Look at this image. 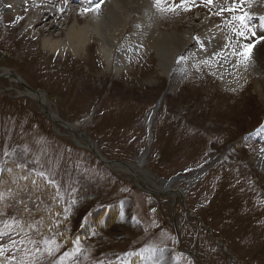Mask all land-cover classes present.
<instances>
[{"label":"rangeland","instance_id":"obj_1","mask_svg":"<svg viewBox=\"0 0 264 264\" xmlns=\"http://www.w3.org/2000/svg\"><path fill=\"white\" fill-rule=\"evenodd\" d=\"M147 2L164 31L176 22L186 32L207 19L237 43L227 26L231 14L217 15L233 0L211 6L195 0L188 11ZM73 3L81 20L93 12ZM174 4L180 0H164L168 8ZM263 4L243 7L256 17ZM61 13L60 19L43 13L42 21L21 28H9L0 13V261L264 264V170L256 159L264 148L257 135L264 98L256 79L234 90L208 64L192 63L189 71L183 64L171 85L153 51L116 46L107 66L96 46L90 64L70 51L42 49L44 40H65L70 13ZM262 20L250 21L258 36ZM132 34L113 29L109 36L124 43ZM258 53L252 60L264 67ZM6 69L21 81L2 76ZM30 91L44 95L45 110ZM48 111L77 124L102 156L130 167L147 188L103 163L85 137L55 123ZM203 168L201 177L185 181ZM166 184L185 195L158 191ZM46 239L59 245L51 255Z\"/></svg>","mask_w":264,"mask_h":264},{"label":"bare ground","instance_id":"obj_2","mask_svg":"<svg viewBox=\"0 0 264 264\" xmlns=\"http://www.w3.org/2000/svg\"><path fill=\"white\" fill-rule=\"evenodd\" d=\"M73 2H81L83 8L89 7L93 12L88 15L89 17L86 20H81L83 17L77 15V12L72 9L75 6ZM96 2L97 0H73L71 2L70 0H0V13L4 16L5 24L9 28L14 23L21 28L24 25L28 26L34 22L42 21L44 19L43 13H54L60 19L63 15L61 8H63L70 13V21L67 28L68 31L65 34V40H44L41 46L42 49L63 54H67L70 51L73 53L75 60L79 62L84 60L87 64H90L92 62L91 55L93 54V46H96L98 55H100L102 61L107 66L111 64V56L116 46H121L123 50L130 48L129 50L131 51L140 52L142 49L147 52L153 51L155 56L160 58V65L163 68V72L170 78L171 85L175 84L176 77H178V70L183 67V64L188 67L189 71L190 67L193 66L192 63H198L199 67L202 68L203 62L209 61L207 64L211 67V71H216L222 77L224 85L234 90H238L242 85H245L249 79L255 78V83L260 91L259 93L264 98V89L262 90L264 86V67L252 59L247 67L238 63L237 57L231 54V48H225L228 37H232L233 44H236V41L223 26L219 25V22H211L206 19L199 25H190V29L186 32H182L179 27L182 25L175 22L172 28L168 27L164 31L160 28L159 19L154 11L151 10L147 0H103L99 9H95ZM253 13L264 16V4L262 8L257 9ZM254 16L252 15V17ZM113 29L119 30V35L122 34V36L127 31H132L133 40L131 39L130 42L125 41L122 43L116 37H110L109 35ZM261 31L262 35H264V21L261 25ZM103 33H105V37L101 36ZM188 36L189 38H187ZM92 39H94V42H91ZM194 43L199 46L193 47ZM253 52H257L264 62V44L256 45ZM217 53L226 55L228 57V63H225L222 56H218ZM180 56L186 57V60H188L186 61L187 63H184L179 58ZM125 58V56H120L119 60L124 62L126 61ZM107 68L110 69L109 67ZM1 75L11 78V80L16 82L21 81L9 69L4 70ZM258 77L260 78L257 79ZM29 94L38 98L42 109L45 110L46 98L44 95L39 92H31ZM47 115L55 123L67 127L71 132H79L77 124L71 125L61 121L56 114H51L49 111ZM153 116L154 113L151 115L150 121L153 119ZM262 129V132L257 133V135L259 137L262 135L264 142V128ZM79 134L85 137L88 145L90 146L91 144L95 149V141L87 133L80 131ZM98 152L99 158L103 163L120 167L126 172L131 173L135 177V182L140 187L143 186L139 183L140 179L138 175L130 167L118 161H110L97 150ZM256 159L258 166L264 170V148L261 156ZM203 170L204 168L196 172L192 177H187L185 181L192 182L196 178L201 177L204 173L202 172ZM171 187V185L166 184L165 187H160L158 191L172 194L175 198L185 195V189H173ZM142 188L147 187L143 186ZM148 189L151 191L154 190L151 187Z\"/></svg>","mask_w":264,"mask_h":264},{"label":"snow or ice","instance_id":"obj_3","mask_svg":"<svg viewBox=\"0 0 264 264\" xmlns=\"http://www.w3.org/2000/svg\"><path fill=\"white\" fill-rule=\"evenodd\" d=\"M103 0H97L95 4V9H99ZM245 0H233V6L225 9L223 7L220 8L217 15L222 14L224 11H228L231 14V19L227 21V26L231 28L234 36L237 38V43H232V37H228V42L225 45V48H231L232 55L237 57V61L240 64H243L247 67L252 59L253 49L258 44H264V35H257V33L250 26V21L252 19V14L248 11H240L239 15H236V12L242 9ZM214 4V0H205V6H211ZM164 5V0H155V6L161 10L167 11H175L179 7H183L184 10L188 11L191 7L195 6V0H180L179 5H173L171 8H168ZM92 9H86L85 11H89ZM238 45V46H237ZM218 56H222V59L225 63H228V57L226 55H222V53H217ZM203 63L207 64L209 61H204ZM41 176L43 173L40 174ZM43 244L45 245L44 251H47L49 255L52 254L54 250H58L59 245L56 243L55 239L52 240H44ZM37 252L41 251L40 249H36ZM4 249L0 248V256L3 255ZM0 264H3L0 261ZM9 264H16L15 260L9 261ZM20 264H25L24 261H21Z\"/></svg>","mask_w":264,"mask_h":264}]
</instances>
